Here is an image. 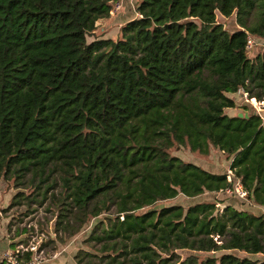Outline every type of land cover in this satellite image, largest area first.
I'll list each match as a JSON object with an SVG mask.
<instances>
[{"label":"trees","instance_id":"trees-1","mask_svg":"<svg viewBox=\"0 0 264 264\" xmlns=\"http://www.w3.org/2000/svg\"><path fill=\"white\" fill-rule=\"evenodd\" d=\"M114 1L0 0V180L56 201L61 239L105 214L76 264H264L249 256L264 254V110L226 112L240 89L264 109V48L246 47L264 38V0H137L117 39L89 41ZM175 143L226 153L259 212L157 205L231 185L170 154Z\"/></svg>","mask_w":264,"mask_h":264},{"label":"rangeland","instance_id":"rangeland-1","mask_svg":"<svg viewBox=\"0 0 264 264\" xmlns=\"http://www.w3.org/2000/svg\"><path fill=\"white\" fill-rule=\"evenodd\" d=\"M137 0H133V7L130 6L129 10L131 14L126 13L128 16L122 18L124 20L115 19L112 20L99 19L96 24V29L89 34L88 40L95 38L111 37L117 39L120 36V26L133 16L138 15L136 10ZM116 2V1H115ZM113 4V9L114 5ZM122 3V1L120 0ZM122 7V5H121ZM120 7V8H121ZM119 8V9H120ZM118 9V10H119ZM117 10V11H118ZM126 11V9H125ZM116 13V11H115ZM114 13V14H115ZM110 12V16H114ZM216 19L221 22L222 25L232 31L239 27L236 20V13L233 12L230 15H222L217 12ZM253 19V15L250 16ZM251 39V46L247 48V54L253 57L256 53L264 48V38L257 35H249ZM235 98L237 106L234 108H227L226 112L229 114L247 113L248 110L263 112V102L261 100L251 97H247L241 89L235 93H230ZM169 153L177 155L185 161H192L215 172H226L227 180L232 183V172L229 171L230 159L226 153L222 152L218 148L211 146L209 153L203 154L198 151H192L187 144L175 143L169 148ZM231 174V175H230ZM228 175L231 176L230 181ZM53 191L58 192L60 189L56 186ZM34 195V186L29 182H25L24 185L17 186L14 179L0 180V240H12L11 247L15 249L16 246H26L31 243H36L40 249L42 264H76L74 256L81 249H88L94 251L93 241L87 238L92 232V228L98 219L102 218L105 214H101L98 217L90 218L79 232L74 235L65 236L61 239V231H56V214L58 212L57 202L51 200L50 196L43 201L32 200L28 202L27 195ZM40 197V195H38ZM195 201H217L218 207H223L224 204H232L239 209H248L250 211L259 212L258 206L247 198L240 197L236 192H229L225 188L220 191H208L195 197H187L183 194H179L174 198L163 200L157 203V205L163 204H182L187 206ZM50 207L48 208V206ZM95 247H99L96 244ZM179 259L185 258L189 254L198 255L199 259L208 255H220L222 251L206 252V251H194L187 249H177L176 251ZM239 255H245L246 253L239 250H234ZM250 257L261 259V255L249 254Z\"/></svg>","mask_w":264,"mask_h":264},{"label":"built area","instance_id":"built-area-1","mask_svg":"<svg viewBox=\"0 0 264 264\" xmlns=\"http://www.w3.org/2000/svg\"><path fill=\"white\" fill-rule=\"evenodd\" d=\"M116 1V2H115ZM114 9L111 8L110 12L112 14L117 12V10L121 7L122 3L120 0H115ZM251 39L248 37L246 47L249 48L251 46ZM230 173L231 170L229 169ZM231 175V174H230ZM228 175L230 181H232L231 176ZM233 177V176H232ZM234 182L231 185L226 187V190L229 192H236L240 197L246 198V190L242 187V184L239 179L233 180ZM30 251L31 254L26 257L24 252ZM40 249L38 248L36 243H31L26 246L22 244L17 246L15 249L5 250L0 256V264H42L43 259L41 258Z\"/></svg>","mask_w":264,"mask_h":264},{"label":"crops","instance_id":"crops-1","mask_svg":"<svg viewBox=\"0 0 264 264\" xmlns=\"http://www.w3.org/2000/svg\"><path fill=\"white\" fill-rule=\"evenodd\" d=\"M121 1H122V7L114 14L113 17L112 16H109V18L107 17L108 19L112 20L111 23H113L115 19L121 20L122 18L125 17L124 15H126V17H127L128 15L126 13L131 14V12L129 10L130 6L132 8H134L133 7L134 6L133 0H121ZM125 9H126V11H125ZM135 12H136V10H135ZM122 20H124V19H122ZM262 210L264 211V208H262ZM11 242H12V240H3V239L0 240V256L2 255V253L5 250L12 249L11 244H10ZM258 255H261V258L264 259V254H258Z\"/></svg>","mask_w":264,"mask_h":264},{"label":"water","instance_id":"water-1","mask_svg":"<svg viewBox=\"0 0 264 264\" xmlns=\"http://www.w3.org/2000/svg\"><path fill=\"white\" fill-rule=\"evenodd\" d=\"M239 115H242V113H238ZM245 115H247V113H245Z\"/></svg>","mask_w":264,"mask_h":264}]
</instances>
